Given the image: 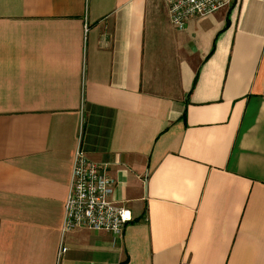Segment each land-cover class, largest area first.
<instances>
[{
	"label": "crops",
	"instance_id": "1",
	"mask_svg": "<svg viewBox=\"0 0 264 264\" xmlns=\"http://www.w3.org/2000/svg\"><path fill=\"white\" fill-rule=\"evenodd\" d=\"M79 149L119 235L62 233ZM0 264H264V0H0Z\"/></svg>",
	"mask_w": 264,
	"mask_h": 264
},
{
	"label": "built area",
	"instance_id": "2",
	"mask_svg": "<svg viewBox=\"0 0 264 264\" xmlns=\"http://www.w3.org/2000/svg\"><path fill=\"white\" fill-rule=\"evenodd\" d=\"M231 0H167L172 25L183 30L195 17H204L228 6ZM114 181L105 168L79 149L73 160L69 192L64 206L62 233L77 228L121 234L132 221L131 212L113 201ZM66 252L59 250V257Z\"/></svg>",
	"mask_w": 264,
	"mask_h": 264
}]
</instances>
